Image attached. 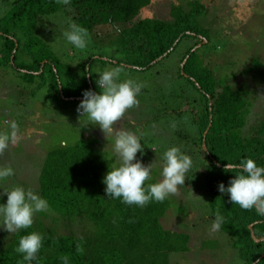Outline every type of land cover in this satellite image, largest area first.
Listing matches in <instances>:
<instances>
[{
	"label": "trees",
	"instance_id": "obj_1",
	"mask_svg": "<svg viewBox=\"0 0 264 264\" xmlns=\"http://www.w3.org/2000/svg\"><path fill=\"white\" fill-rule=\"evenodd\" d=\"M2 3L6 13L0 18V67L19 71L27 85L35 86L34 79L39 78L38 88L50 77L51 88L55 89L53 96L61 102L80 101L85 90L93 91L91 67L95 60L126 69L129 66L133 70H147L157 59L168 56L182 39L195 38L197 45L203 42L205 34L196 23L205 9L199 2L188 3L184 10L172 6L170 21L142 16L151 0H70L67 6L56 0H2ZM68 8L73 11L71 20L87 30L97 24H111L118 44L109 39V45L114 42L128 52L130 59L134 57L133 62H113L112 57L103 59L98 55L77 64L75 70L61 62L40 43L36 27L40 18ZM21 48L29 62L26 59L17 63ZM192 48L180 68L183 75L187 69L192 71ZM255 65L258 66L254 69ZM263 67L259 60L251 69ZM203 68L187 74L204 95L205 103L194 113L196 137L188 138L190 146L181 151L191 157L193 165L199 160L189 171L200 172L199 178L204 181L209 219L213 223L219 211L224 217L220 232L230 239L241 260L246 264H264V215L255 208L241 209L230 202L227 193L218 191L220 183L228 187L234 178L235 173L223 171L226 163L251 158L257 166L264 167V118L250 126L251 132L243 136L242 129L251 115L250 101L244 98L249 92L226 82L218 84L210 67ZM108 170L106 161L94 149V140L81 137L71 145L60 144L49 150L34 189L47 201L48 211L35 213L31 227L15 234L0 228V264H29L15 248L20 237L31 232L40 234L43 240L37 258L30 264H63L59 259L62 255L68 257V264H173V253L188 250V237L165 230L160 224L170 200L151 201L140 208L127 205L120 198L107 197L102 181ZM159 180L155 176L145 182V187ZM3 197L7 199L6 195ZM60 223H64L63 228ZM78 243L84 249L82 254L76 252Z\"/></svg>",
	"mask_w": 264,
	"mask_h": 264
},
{
	"label": "rangeland",
	"instance_id": "obj_2",
	"mask_svg": "<svg viewBox=\"0 0 264 264\" xmlns=\"http://www.w3.org/2000/svg\"><path fill=\"white\" fill-rule=\"evenodd\" d=\"M190 2H199L205 7L196 18L200 30L205 31L203 42L195 45L197 39L186 37L168 56L157 59L149 69L133 70L127 66V69L123 67L120 75L121 81L133 79L143 87L136 97L138 106L128 109L114 127L140 137L143 151L137 152L136 159L145 166L150 163L155 165L150 179L155 176L161 179L160 165L166 150L170 147L184 150L190 146L187 145L188 138L196 137L194 113L205 103L204 95L189 80L188 75L196 68L209 66L218 84L226 82L235 89L243 87L249 92L244 98L250 101L251 115L242 129L243 136L251 132L250 126L264 118V67L255 71L251 69L252 64L259 60L264 66V0H151L142 16L170 21L172 6L184 10ZM5 13L6 7L0 0V18ZM72 15L73 11L68 8L67 11L40 18L36 27L40 43L47 46L48 51L61 62L70 64L74 70L77 64L89 57L98 58V55L103 59L112 57L113 62H133L134 57L130 59L128 52L115 44L117 35L109 23L97 24L87 30L89 42L86 48L77 49L69 43L63 33L68 30L69 21L73 22ZM109 39L115 40V43L109 45ZM21 43H24L23 39ZM191 47L194 55L190 60L192 71L187 69L188 75H183L180 68ZM22 48L25 49L23 44ZM22 48L17 63L26 59L29 62ZM26 62L24 67L28 64ZM114 67L117 65L94 61L91 67L94 92L100 91L96 84L97 73ZM49 78L44 86L38 88L39 78L34 79L35 86L27 85L19 71L0 67V133L10 132L9 121L18 125L16 139L0 156V166H10L14 171L4 182L0 181V193L14 186L34 190L37 175L49 150L56 149L60 144L71 145L81 137L94 140L95 151L110 170L119 163L113 151L114 137L105 138L95 124L85 127L86 117H79L77 113L81 100H57ZM198 162L192 163V167L195 168ZM199 174L198 171L186 173L185 184L178 186L177 194L168 197L169 209L160 220L165 230L188 237V250L173 253V264H246L236 254L226 235L220 230H211L212 221L205 207L204 181L200 180ZM3 196L0 195V204L7 200ZM50 219L48 217L47 221ZM63 226L64 223H60V228Z\"/></svg>",
	"mask_w": 264,
	"mask_h": 264
},
{
	"label": "clouds",
	"instance_id": "obj_3",
	"mask_svg": "<svg viewBox=\"0 0 264 264\" xmlns=\"http://www.w3.org/2000/svg\"><path fill=\"white\" fill-rule=\"evenodd\" d=\"M56 2L65 6L70 4V0ZM63 35L77 49L86 48L89 42L87 29L71 21ZM122 71L123 66H117L97 73L99 78L96 84L100 89L99 93L85 90L77 112L80 114L79 117H86L85 127L95 124L102 130L105 138L114 137L113 151L119 163L108 170L103 178L106 196L120 198L127 205L143 208L151 201L163 202L170 195L177 194L178 186L185 184L186 173L192 167V160L179 148L170 147L163 154V162L160 165L161 179L145 187V182L150 179L155 165L150 163L145 166L136 159L137 152L143 151L140 137L131 131L114 127L128 109L138 106L139 101L136 97L143 87V84L133 79L121 81ZM9 126L10 132L0 133V156L5 154L9 143L17 137L18 125L14 121H9ZM223 171L235 174L234 178L230 179L228 187L220 183L218 191L222 194L227 193L230 202L241 209L255 208L259 214L264 215V167L257 166L251 158H245L238 163H226ZM13 174L10 166H0V181ZM0 195L7 196L6 203L0 204V228L9 234L30 228L34 214L48 208L47 201L31 188L26 190L21 186H14ZM223 222L224 217L217 211L211 230L219 231ZM42 240V236L36 232L22 235L15 252L22 254L23 261L30 264L37 258ZM75 247L77 254L84 252L81 244L78 243ZM59 259L63 264H68L67 256L62 255Z\"/></svg>",
	"mask_w": 264,
	"mask_h": 264
},
{
	"label": "water",
	"instance_id": "obj_4",
	"mask_svg": "<svg viewBox=\"0 0 264 264\" xmlns=\"http://www.w3.org/2000/svg\"><path fill=\"white\" fill-rule=\"evenodd\" d=\"M184 64V63H183Z\"/></svg>",
	"mask_w": 264,
	"mask_h": 264
}]
</instances>
